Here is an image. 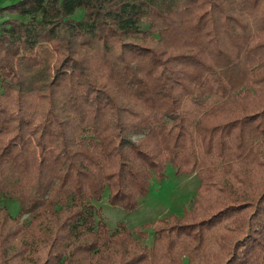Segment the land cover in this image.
<instances>
[{"label": "trees", "instance_id": "trees-1", "mask_svg": "<svg viewBox=\"0 0 264 264\" xmlns=\"http://www.w3.org/2000/svg\"><path fill=\"white\" fill-rule=\"evenodd\" d=\"M0 264H264V0L0 8ZM180 215L108 228L149 180ZM152 227L153 238L147 246Z\"/></svg>", "mask_w": 264, "mask_h": 264}, {"label": "rangeland", "instance_id": "rangeland-1", "mask_svg": "<svg viewBox=\"0 0 264 264\" xmlns=\"http://www.w3.org/2000/svg\"><path fill=\"white\" fill-rule=\"evenodd\" d=\"M16 1L18 0H13L9 4ZM9 17L7 14L0 16V22ZM197 187L198 178L195 174H176L174 167L166 163L164 177L160 180L155 177L150 178L147 192L139 199L134 210L124 211L120 207L109 205L106 192L101 201L95 203V206L100 209L101 219L111 230H114L118 223H123L128 228L138 227L154 223L159 218L180 215L183 208L189 205L196 195ZM0 205L5 206L12 217L17 215L18 202L16 199L1 198ZM152 238L153 231L150 227L147 229V238L141 242L150 246Z\"/></svg>", "mask_w": 264, "mask_h": 264}, {"label": "crops", "instance_id": "crops-1", "mask_svg": "<svg viewBox=\"0 0 264 264\" xmlns=\"http://www.w3.org/2000/svg\"><path fill=\"white\" fill-rule=\"evenodd\" d=\"M13 0H0V8L6 6Z\"/></svg>", "mask_w": 264, "mask_h": 264}]
</instances>
